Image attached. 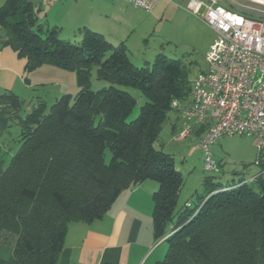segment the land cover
Here are the masks:
<instances>
[{"label": "trees", "instance_id": "trees-1", "mask_svg": "<svg viewBox=\"0 0 264 264\" xmlns=\"http://www.w3.org/2000/svg\"><path fill=\"white\" fill-rule=\"evenodd\" d=\"M32 6H0V46L23 57L28 71L46 64L75 71L78 89L50 106L37 99L28 110L16 94H0V138L13 121L20 129L19 148L5 167L0 163V240L15 236L0 264L57 263L70 222L102 218L122 190L146 179L158 185L151 194L153 235L168 245L155 264H264V173L226 183L219 171L206 174L193 203L178 207L182 174L154 143L172 100L188 99L182 61L158 54L150 67L136 66L123 42L114 45L86 26L78 29L79 43L59 39ZM93 67L108 86L91 89ZM131 86L146 100L128 122L136 102Z\"/></svg>", "mask_w": 264, "mask_h": 264}, {"label": "rangeland", "instance_id": "rangeland-1", "mask_svg": "<svg viewBox=\"0 0 264 264\" xmlns=\"http://www.w3.org/2000/svg\"><path fill=\"white\" fill-rule=\"evenodd\" d=\"M105 1L112 3L102 4ZM5 0H0V6ZM37 20L42 23L44 29L55 28L59 39L70 42H80L79 28L85 22H89L98 16L100 7L104 11L105 19L111 24H122L123 29L129 31L127 37V55L136 66L150 67L156 55L164 54L169 58L180 59L185 66L189 81L197 77L200 72L207 68L205 60L206 51L216 39L215 32L206 26L196 16L187 13L182 7L173 3H164L160 10L146 12L141 8L126 3L125 0H31ZM185 1L180 5L184 6ZM3 30L0 28V35ZM5 49V51H4ZM2 53L0 62V94L12 92L23 100V109L32 105L37 99H43L47 106L55 102L56 98L64 93L75 94L77 78L75 71L62 70L48 65L52 69L47 74L38 70L28 71L25 69V59L19 57L10 46H0ZM10 56H5L6 52ZM4 55V56H3ZM1 66L3 68H1ZM46 69V68H45ZM90 87L93 90L108 86L109 83L96 76L95 68H91ZM63 74V75H62ZM67 86V87H66ZM68 90V91H64ZM135 98L132 111L126 121H131L138 116L140 105L146 100L136 87H126ZM23 114V113H22ZM173 110L169 112L168 119L155 141V146L161 148L174 157V168L179 170L183 177V185L178 193L179 204L185 200L196 199L197 194L202 192L201 179L206 174H217L204 170L203 151L197 145L198 138L191 133L184 140H176L174 136L178 127L173 129L170 123L176 118ZM10 127L0 138V163L7 165L10 155L19 148V126L11 122ZM177 126H181L182 119H177ZM252 138L247 135L223 136L210 146L211 155L217 162L218 169L224 170L234 177L233 180H249L248 175L252 171L260 170L259 164L254 159L257 150ZM110 157L109 150L105 151V161ZM219 171V170H218ZM221 171V170H220ZM226 177L220 175V179L226 182ZM229 180V179H228ZM231 182V180H229ZM86 223V222H84ZM15 236L4 233L1 237L0 256L8 257L14 244ZM167 243L162 242L158 247L164 257L167 251ZM160 260V259H159Z\"/></svg>", "mask_w": 264, "mask_h": 264}, {"label": "built area", "instance_id": "built-area-1", "mask_svg": "<svg viewBox=\"0 0 264 264\" xmlns=\"http://www.w3.org/2000/svg\"><path fill=\"white\" fill-rule=\"evenodd\" d=\"M151 12L160 1L182 7L211 28L207 68L190 81L188 99L170 104L182 119L174 136L183 140L198 127L204 170L218 171L210 146L223 136L247 135L264 158V0H125ZM185 1L181 6L180 2ZM264 173V167L260 168ZM249 178V181L254 180Z\"/></svg>", "mask_w": 264, "mask_h": 264}, {"label": "crops", "instance_id": "crops-1", "mask_svg": "<svg viewBox=\"0 0 264 264\" xmlns=\"http://www.w3.org/2000/svg\"><path fill=\"white\" fill-rule=\"evenodd\" d=\"M109 3L112 2L105 1L102 4ZM164 3L169 2L160 1L152 11L160 10ZM104 7L107 8L106 5ZM100 9L98 16L83 25L102 33L104 38L114 45L123 42L128 49L126 41L129 31L123 29L120 23L107 22L103 17L106 14L103 15L104 11L101 7ZM2 53L3 51H0V62ZM5 56L12 57L8 51ZM44 66L47 65L37 69L44 68L42 72L45 74L52 70ZM29 108L28 105L25 109ZM175 113L176 119L170 123L172 131L176 127H181L176 124L177 119L181 118L180 114L177 111ZM197 129L198 127L193 133L198 138ZM259 171H252L247 179L253 178ZM218 174L226 177V182L234 179L229 172H224L223 168L219 169ZM157 186L156 181L146 179L122 190L102 218L90 223L70 222L55 264H155L162 257L158 247L163 242V239H156L153 235L151 222L153 206L151 194ZM186 202L192 203L191 200H185L179 204L178 200V207Z\"/></svg>", "mask_w": 264, "mask_h": 264}]
</instances>
